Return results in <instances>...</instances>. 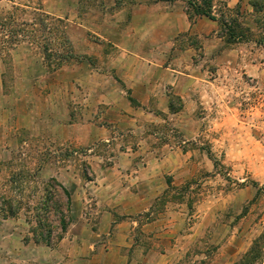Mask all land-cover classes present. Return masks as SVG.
Masks as SVG:
<instances>
[{
	"label": "rangeland",
	"instance_id": "374dc122",
	"mask_svg": "<svg viewBox=\"0 0 264 264\" xmlns=\"http://www.w3.org/2000/svg\"><path fill=\"white\" fill-rule=\"evenodd\" d=\"M250 2L212 1L245 29L229 43L186 0H0V264H264V243L245 256L264 233ZM48 184L70 193L67 228L35 242Z\"/></svg>",
	"mask_w": 264,
	"mask_h": 264
},
{
	"label": "trees",
	"instance_id": "16d2710c",
	"mask_svg": "<svg viewBox=\"0 0 264 264\" xmlns=\"http://www.w3.org/2000/svg\"><path fill=\"white\" fill-rule=\"evenodd\" d=\"M212 1L213 0H186V13L188 18L193 19L197 16L204 15L212 20H218L220 24L221 35L226 36V42L231 43L242 39L245 35V29L241 23L237 21L236 16L232 15L233 9L229 8L225 3H223L222 5L226 11H223L218 18L216 14H214ZM250 4L253 8V11L255 12L264 9V0H251ZM9 18L13 17H11L9 14L8 19ZM9 22L12 21L10 20ZM10 32L12 33L13 31L11 30ZM169 107L172 110L175 109L172 99L169 101ZM70 203V193L62 184L46 185L39 201L32 208L31 217L33 218L34 223L30 226V233L32 234L35 242H49L53 238V232L56 230L58 231L56 240L62 238V235L67 228V212L69 211ZM11 210L12 209H10L9 212L12 214L13 212ZM262 243H264V233H262L253 241L252 246L245 256H251L252 258L255 254L259 255Z\"/></svg>",
	"mask_w": 264,
	"mask_h": 264
},
{
	"label": "crops",
	"instance_id": "0c3cea01",
	"mask_svg": "<svg viewBox=\"0 0 264 264\" xmlns=\"http://www.w3.org/2000/svg\"><path fill=\"white\" fill-rule=\"evenodd\" d=\"M171 15V16H170ZM169 17H171L172 19V27H175L177 25H179V28L184 27L185 24V20L184 17L182 16V14L176 12L175 14H170Z\"/></svg>",
	"mask_w": 264,
	"mask_h": 264
}]
</instances>
